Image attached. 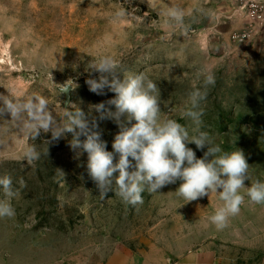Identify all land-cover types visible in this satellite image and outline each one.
<instances>
[{
  "label": "rangeland",
  "instance_id": "374dc122",
  "mask_svg": "<svg viewBox=\"0 0 264 264\" xmlns=\"http://www.w3.org/2000/svg\"><path fill=\"white\" fill-rule=\"evenodd\" d=\"M174 5L185 10L187 37L168 26ZM199 6L211 14L196 13ZM121 10L125 15L118 16ZM245 26L232 0H0V94L43 96L62 120L67 104L59 84L71 79L77 87L69 101L97 117L93 106L114 93L90 92L85 81L98 74L90 77L87 68L111 55L122 71L156 82L162 117L190 129L181 113L207 65L216 84L203 105V130L225 151L243 150L250 186L264 181V27L232 40ZM10 119L0 117V176H11L19 195L12 200L15 218L0 219V263L264 264V205L246 197L240 213L217 231L209 217L223 202L212 193L185 204L175 194L179 181L142 193L144 203L136 208L112 192L101 199L86 172L87 155L74 158L71 134L47 143L51 133L41 132L29 140ZM99 130L112 151L117 124L99 121ZM29 144L41 153L31 165L22 161ZM188 147L197 158L207 150Z\"/></svg>",
  "mask_w": 264,
  "mask_h": 264
},
{
  "label": "clouds",
  "instance_id": "9594fccd",
  "mask_svg": "<svg viewBox=\"0 0 264 264\" xmlns=\"http://www.w3.org/2000/svg\"><path fill=\"white\" fill-rule=\"evenodd\" d=\"M195 12L202 16L211 14L204 6ZM117 15L125 12L121 10ZM166 15L169 27L178 29L182 36L189 35L190 27L182 7L171 6ZM87 71L90 77L98 74V78L85 81L90 92L105 95L107 89L114 93V98L93 106L97 117H90L69 101L63 108V119L58 120L43 96L33 94L16 99L10 93L0 94V117L10 116L29 140H36L41 132L51 133L47 143L71 134L68 144L74 158L87 155L86 172L101 199L112 192L125 205L136 208L144 203L142 193H158L179 181L175 194L185 204L212 193L223 202L209 217L217 231L226 229L230 218L240 213L246 197L252 204L264 205V181L256 180L245 186V181L250 179V165L243 150L225 151L203 130V105L216 84L211 67L201 68L187 94L181 116L190 122V129L176 119L162 117L157 83L143 73L122 71L121 62L111 55L95 58ZM50 78L53 80L51 73ZM59 85L60 95L70 94L77 87L71 79ZM104 120H113L119 128L112 151L107 150L99 130V121ZM189 144H195L201 151L206 148L203 157L197 158ZM40 158L41 153L29 144L22 161L31 165ZM19 183L21 188L26 187L23 180ZM0 188L4 194L0 199V219H14L16 210L12 200L19 195V189L13 186L9 175L0 176ZM241 189L246 191L242 193Z\"/></svg>",
  "mask_w": 264,
  "mask_h": 264
},
{
  "label": "built area",
  "instance_id": "2783aa9c",
  "mask_svg": "<svg viewBox=\"0 0 264 264\" xmlns=\"http://www.w3.org/2000/svg\"><path fill=\"white\" fill-rule=\"evenodd\" d=\"M238 3L245 17L246 26L231 34L232 40L250 38L259 28L264 27V0H232Z\"/></svg>",
  "mask_w": 264,
  "mask_h": 264
},
{
  "label": "water",
  "instance_id": "95a60500",
  "mask_svg": "<svg viewBox=\"0 0 264 264\" xmlns=\"http://www.w3.org/2000/svg\"><path fill=\"white\" fill-rule=\"evenodd\" d=\"M69 100H70V94H66V104L67 102H69Z\"/></svg>",
  "mask_w": 264,
  "mask_h": 264
},
{
  "label": "crops",
  "instance_id": "0c3cea01",
  "mask_svg": "<svg viewBox=\"0 0 264 264\" xmlns=\"http://www.w3.org/2000/svg\"><path fill=\"white\" fill-rule=\"evenodd\" d=\"M0 264H10V263H9V262H5V261H4L3 263H0Z\"/></svg>",
  "mask_w": 264,
  "mask_h": 264
}]
</instances>
